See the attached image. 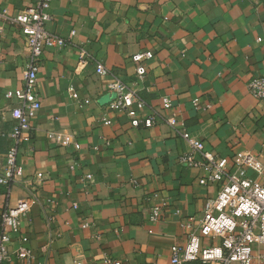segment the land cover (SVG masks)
I'll return each mask as SVG.
<instances>
[{"label": "crops", "instance_id": "0c3cea01", "mask_svg": "<svg viewBox=\"0 0 264 264\" xmlns=\"http://www.w3.org/2000/svg\"><path fill=\"white\" fill-rule=\"evenodd\" d=\"M35 2L0 0V7L11 17ZM49 13L48 31L68 44L41 56V107L16 156L22 178L0 186V214L35 192L20 233L36 264H102L104 250L128 264H168L171 247L187 243L184 225L198 224L219 189L199 185L203 170L181 162L192 153L179 133L219 157L250 153L255 169L247 175L264 176V100L247 89L264 75V43L256 41L264 37V0H54ZM0 24L2 165L16 125L15 99L5 95L22 86L28 49L19 26ZM81 50L91 61L77 68ZM144 51L153 57L142 62L138 82L131 58ZM97 61L145 102L138 116L156 112L152 128L132 127L106 109L112 94L95 73ZM159 204L151 223L150 208Z\"/></svg>", "mask_w": 264, "mask_h": 264}, {"label": "built area", "instance_id": "2783aa9c", "mask_svg": "<svg viewBox=\"0 0 264 264\" xmlns=\"http://www.w3.org/2000/svg\"><path fill=\"white\" fill-rule=\"evenodd\" d=\"M53 1L36 0L33 7L11 17L0 7V20L19 26L28 49L22 86L5 95L6 99H15L10 114L16 121L11 133L12 146L6 152L4 163L0 165V186L7 190L22 178V168L16 163V156L20 146L29 141L32 121L41 107L37 91L41 56L46 49H63L68 44L64 38L51 34L47 29V24L51 21L49 9ZM2 31L0 24V33ZM73 35L74 31H71L69 38ZM256 41L264 43V37L257 38ZM78 55L77 68H82L91 61L83 50ZM152 57L153 54L149 51L132 56L138 82L146 74L142 62ZM94 67L98 76L107 78L106 91L112 94L106 109L126 115L132 127L152 128L156 112L145 117L138 116L136 110H142L145 102L138 97L136 91L114 76L102 62H94ZM247 89L256 100H264V75L250 78ZM72 97L77 96L73 94ZM168 107L170 101L164 98L162 108ZM102 123L107 126L111 121L103 116ZM169 124L175 130L173 124ZM179 134L189 146L191 155L197 154L202 158L199 163H194L192 156L182 157L181 162L203 170L204 176L199 179V185H217L219 189L213 199L206 201L198 224L195 225V220L190 218L184 225L188 232L187 243L181 247H171L168 264H264V176L257 180L247 175V169H255V157L247 152H240L232 158L219 157L206 152L203 143L187 132ZM48 137L54 138V134L49 133ZM37 201L35 192H29L14 207L7 206L1 212L0 264H36V256L25 246L28 239L25 234L20 233V225L21 219L28 216ZM162 210V204L152 206L149 222H156ZM16 240L19 246L12 250L10 247ZM101 261L102 264H128L105 250L101 253Z\"/></svg>", "mask_w": 264, "mask_h": 264}]
</instances>
